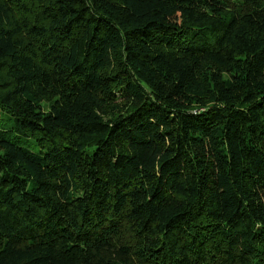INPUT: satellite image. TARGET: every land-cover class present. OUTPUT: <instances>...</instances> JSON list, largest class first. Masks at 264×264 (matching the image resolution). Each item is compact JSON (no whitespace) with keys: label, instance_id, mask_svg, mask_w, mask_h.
Instances as JSON below:
<instances>
[{"label":"trees","instance_id":"trees-1","mask_svg":"<svg viewBox=\"0 0 264 264\" xmlns=\"http://www.w3.org/2000/svg\"><path fill=\"white\" fill-rule=\"evenodd\" d=\"M0 264H264V0H0Z\"/></svg>","mask_w":264,"mask_h":264},{"label":"rangeland","instance_id":"rangeland-1","mask_svg":"<svg viewBox=\"0 0 264 264\" xmlns=\"http://www.w3.org/2000/svg\"><path fill=\"white\" fill-rule=\"evenodd\" d=\"M0 119H4V117L0 115Z\"/></svg>","mask_w":264,"mask_h":264}]
</instances>
